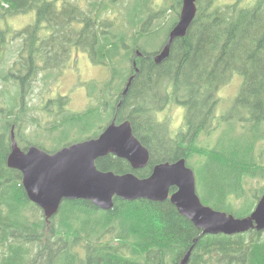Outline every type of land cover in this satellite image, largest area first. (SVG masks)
<instances>
[{"label":"trees","instance_id":"1","mask_svg":"<svg viewBox=\"0 0 264 264\" xmlns=\"http://www.w3.org/2000/svg\"><path fill=\"white\" fill-rule=\"evenodd\" d=\"M217 1L197 0L186 36L174 41L169 59L155 64L180 21L183 0H165L164 10L154 6V11L151 0H0V264H180L194 245L188 264H264V230L202 235L170 201L116 198L106 211L88 201L65 200L47 219L29 200L22 173L7 166L12 132L20 148L30 139L25 149L56 153L84 142L91 131L72 142L68 135L95 113L106 122L89 138L99 137L115 118L117 124L130 121L151 154L145 169L133 170L109 155L97 160L100 171L145 179L157 164L190 161L195 152L203 158L196 169L205 205L249 217L264 196V185L251 194L245 190L253 180L264 184V0L247 8L242 0L225 6ZM166 10L175 14L169 27L164 29L166 19L153 27ZM24 15H32V23L16 29L11 21ZM158 35V48L165 38L162 50L146 52L145 42ZM77 50L110 72L106 82L95 80L87 88L91 103L99 86L107 88L109 97L100 102L104 110L72 113L65 95L32 106L35 83L51 81L53 72L80 60L72 54ZM235 75L242 80L239 92L229 114L218 117L219 89ZM169 105L184 109L188 132L177 139L160 119ZM222 125L215 147L197 148L199 135L213 136Z\"/></svg>","mask_w":264,"mask_h":264},{"label":"water","instance_id":"2","mask_svg":"<svg viewBox=\"0 0 264 264\" xmlns=\"http://www.w3.org/2000/svg\"><path fill=\"white\" fill-rule=\"evenodd\" d=\"M196 2L183 0L180 21L169 34L164 49L154 57L155 64L169 59L174 41L186 36L197 13ZM138 73L137 70L129 79L124 96ZM11 142L7 166L22 173L29 200L42 209L47 219L57 215L65 200H84L110 211L115 207L117 198L123 201H170L183 217L202 231V235L233 236L255 229L264 230V196L246 218H236L206 206L198 196L195 173L188 166L186 158L157 164L151 176L145 179L133 173L100 171L97 160L109 155L126 160L133 170H142L149 165L150 152L135 136L130 121L117 124L115 118L98 138L74 144L53 154L38 147L22 150L13 132ZM173 189L176 191L172 193ZM196 243L197 239L194 240ZM192 247L194 249L195 245ZM191 251L180 264L189 263Z\"/></svg>","mask_w":264,"mask_h":264},{"label":"rangeland","instance_id":"3","mask_svg":"<svg viewBox=\"0 0 264 264\" xmlns=\"http://www.w3.org/2000/svg\"><path fill=\"white\" fill-rule=\"evenodd\" d=\"M130 1L132 2L133 0H130ZM237 1L239 0H218L217 3L219 6H225V5H232L236 3ZM255 2L256 0H242L241 5L243 8H247L253 5V3ZM164 3H165V0H151L149 7H151L153 11L155 10V7L157 10H164ZM171 4L172 3H169V6ZM174 15H175L174 12L170 10H166L163 15V18L161 20L155 21L153 27H155L159 22L166 19L164 29L168 28ZM32 21H33L32 15H29V16L24 15V16H18L14 18L11 22H12V25L15 26L16 29H18V28H21L22 26H27L31 24ZM159 37L160 35H158L157 38L149 39L147 42H145V48L144 47L143 48L145 49L146 52L152 53V52L162 50L161 48L164 45L165 38L163 39V42L160 48H158L160 45V42L158 40ZM14 44H16V42ZM146 49H153V50H146ZM73 53L76 54L78 58H80V60L78 59L74 61V64L71 65V67L69 68L66 67L61 72H57V73L53 72L52 77L54 79H52L51 81L47 80V81H42L40 83H37V82L35 83L36 91H35L34 97H36V100L35 101L33 100L32 106L37 105L38 103H41L42 101L44 102L45 99H47L50 96L57 97L59 95H65V96H69L70 98L69 109L71 110L72 113L78 114V113L83 112L82 114H86L87 109L92 108V107H98L101 110V112L104 110V108L100 106V102L101 100L102 101L105 100L106 97H109V94L107 93V88L104 86H99L98 91L95 93L96 102H92V103L88 99L89 93H88L87 88H88V85L95 80L99 82H106L105 79L107 77L108 78L106 80L110 78V72L107 71V69L103 67L92 65L91 61L88 60V57L83 56L79 50L73 51L72 54ZM81 57H84V58H81ZM130 67H131L130 63L125 64L124 73L122 75V78H125V76L128 73V69ZM241 83H242V80L240 76L235 75L230 81V83H228L227 85L219 89L220 91H219L218 96L221 100H220V104L218 105V109L216 110V113H217L216 116L218 117H220L221 115L227 116L229 114L228 107L232 106L231 103L235 100L234 99L232 101V98L234 97L236 98L237 93L239 92ZM120 105L121 103L119 104V106ZM37 108H39V105ZM36 111L39 113L38 109H36ZM105 115L106 114L103 115L104 118H106ZM22 117H23V114H22ZM100 118L101 117L95 113H92L88 118L86 116V120L85 121L82 120L80 122L79 129L76 128L68 135V141L72 142V140L84 138L83 135L89 131H91L92 134L91 132H90V135L88 133L87 135L89 136H85L86 138L84 142L88 141L89 139H92L89 137H94V134L98 132V128L101 126V124L106 122V120L104 119L100 120ZM160 119H161V122L167 125L166 130L168 129L169 132L172 131L171 137L173 139H177L181 135L186 134L188 132L187 128L185 127L184 109H182L178 105H169V106L164 107V109H162L161 111ZM52 123L54 124V121H52ZM109 124L107 123L104 125H109ZM222 129H223V125L220 128V130L217 131V133L216 132L215 134L213 133V136L211 135L210 137H206L204 136V134L199 135L197 138V142H196L197 148L204 149V147H211V148L215 147L216 146L215 144L218 141L219 136H220L219 133L222 131ZM94 131L95 133L93 134ZM235 133L238 135L240 134L239 128L237 127L236 124H235ZM28 134L30 135L29 131H28ZM25 135H26V131H25ZM64 140L65 138L61 142H59L58 146L63 144ZM31 142L32 141H30L29 139L28 141H25L23 144L26 146L27 144H31ZM45 145L48 146V148L52 149L51 143L49 141L45 140ZM25 146H22V148L25 149ZM71 146L72 145L64 146V148L71 147ZM36 147H39V146H36ZM29 148L31 147L28 146L26 150ZM64 148H61L60 150ZM202 161H203V158L198 153L194 152L192 156V160L190 161L188 160L187 162L189 163V166H191V168L194 170L195 178H196L197 193L202 203L205 204L202 199L204 198V192L201 188L200 176L198 173V169H196L200 166L199 163ZM262 185H264L262 182L253 180V185L245 186V190L247 193L251 194L254 192V190L256 191L260 189ZM237 205L241 206L242 202L241 201L237 202ZM192 248L193 247H191L189 250L191 251ZM193 250L194 249H192L191 254Z\"/></svg>","mask_w":264,"mask_h":264},{"label":"bare ground","instance_id":"4","mask_svg":"<svg viewBox=\"0 0 264 264\" xmlns=\"http://www.w3.org/2000/svg\"><path fill=\"white\" fill-rule=\"evenodd\" d=\"M139 54H140V53H138L137 56H141V55H139ZM134 63L136 64V62H134Z\"/></svg>","mask_w":264,"mask_h":264}]
</instances>
